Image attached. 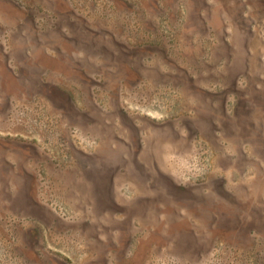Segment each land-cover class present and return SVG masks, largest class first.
Listing matches in <instances>:
<instances>
[{"label": "rangeland", "instance_id": "374dc122", "mask_svg": "<svg viewBox=\"0 0 264 264\" xmlns=\"http://www.w3.org/2000/svg\"><path fill=\"white\" fill-rule=\"evenodd\" d=\"M0 264H264V0H0Z\"/></svg>", "mask_w": 264, "mask_h": 264}]
</instances>
